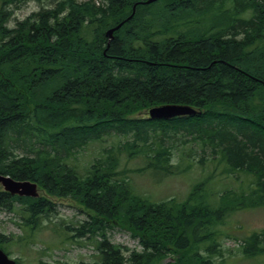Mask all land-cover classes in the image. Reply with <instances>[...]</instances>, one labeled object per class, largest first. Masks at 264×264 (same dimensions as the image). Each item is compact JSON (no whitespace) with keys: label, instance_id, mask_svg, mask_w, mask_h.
Wrapping results in <instances>:
<instances>
[{"label":"trees","instance_id":"16d2710c","mask_svg":"<svg viewBox=\"0 0 264 264\" xmlns=\"http://www.w3.org/2000/svg\"><path fill=\"white\" fill-rule=\"evenodd\" d=\"M26 1L0 0V174L42 195L0 188L5 210L28 235L55 213L51 197L80 205L87 219L72 236L96 241L91 264H213V228L264 206V0H32L38 10L9 27L8 6ZM165 104L198 113L133 116ZM178 142L189 146L173 164ZM82 154L91 157L80 167ZM123 154L140 163L130 173L161 179L195 158L211 165L184 200L154 202L119 168ZM220 176L240 186L209 203L203 186ZM115 227L141 249L113 244ZM9 241L0 234L2 249ZM243 248L264 255V229Z\"/></svg>","mask_w":264,"mask_h":264},{"label":"rangeland","instance_id":"374dc122","mask_svg":"<svg viewBox=\"0 0 264 264\" xmlns=\"http://www.w3.org/2000/svg\"><path fill=\"white\" fill-rule=\"evenodd\" d=\"M38 7L39 4L32 0L24 2L19 8L10 4L8 11L12 14L7 20L8 26L14 27L18 21L37 11ZM208 21L210 20L208 19ZM144 114L142 111L133 116L142 117ZM109 144H111V140ZM188 146L183 147L179 142L175 145L172 152L173 164L179 162L180 152H185V148ZM91 151L93 152V148ZM90 157L89 154H82L78 159L79 166H84ZM119 157V168L126 169L135 191L154 202L173 198L178 201L184 200L192 185L204 181L206 169L211 165L208 163L201 166L198 158H195L186 173L169 175L161 179L160 174L154 175L149 171L142 174L130 173L129 169L138 167L139 161L130 160L125 154ZM188 164L189 162L185 161L183 167ZM240 183V180L236 181L232 177H215L214 180H209L204 184L202 193L209 203L215 202L217 194L233 189L235 186L238 187ZM51 200L56 205L55 213L44 220L40 228L31 232L27 231L28 235L20 227L18 217L13 212L5 210L3 200H0V234L13 241L4 245L5 251L10 258L15 259L16 264H91L95 260L96 241L90 237L75 239L72 236L75 234L72 228L87 219V212L69 199L51 197ZM53 225L58 226L57 232L53 231ZM214 229L217 230L216 241L218 240V243L216 250L211 254L213 264H264V255L246 257L243 253L246 238L252 233H259L264 229V206L237 210L219 222ZM108 239L115 245H121L131 250L141 249L139 240L119 227L108 231Z\"/></svg>","mask_w":264,"mask_h":264},{"label":"water","instance_id":"95a60500","mask_svg":"<svg viewBox=\"0 0 264 264\" xmlns=\"http://www.w3.org/2000/svg\"><path fill=\"white\" fill-rule=\"evenodd\" d=\"M156 0H146L143 4H149L155 2ZM133 7V11H134ZM121 24L110 28L106 31L105 35L108 39L107 45L113 38V32L119 28ZM197 112L190 106L185 105H163L151 108L148 111L150 118L168 120L177 116H187L195 115ZM0 185L3 187L4 191L8 192L10 195H18L24 197H37L36 184L30 183L29 181H15L8 176L0 175ZM0 264H14V261L9 259L8 256L0 249Z\"/></svg>","mask_w":264,"mask_h":264},{"label":"bare ground","instance_id":"6f19581e","mask_svg":"<svg viewBox=\"0 0 264 264\" xmlns=\"http://www.w3.org/2000/svg\"><path fill=\"white\" fill-rule=\"evenodd\" d=\"M157 1V0H156ZM155 1V2H156ZM10 2V1H9ZM217 2V1H216ZM221 2H222V0H221ZM139 3V2H138ZM152 3H154V2H152ZM58 4V3H57ZM140 5H141V3H139ZM149 4H151V3H149ZM144 5H146V4H144ZM139 10V9H138ZM133 12V11H132ZM189 12V11H188ZM143 13V12H142ZM190 13V12H189ZM29 18V17H28ZM183 18V17H182ZM222 22V21H221ZM1 23V22H0ZM259 24V23H258ZM111 28V27H110ZM193 28V27H192ZM197 28V27H196ZM195 28V29H196ZM199 30V29H198ZM208 30V29H207ZM160 32V31H159ZM191 32V31H190ZM195 32V31H194ZM196 33V32H195ZM203 33V32H202ZM215 33H218V32H215ZM184 34V33H183ZM249 34V33H248ZM193 36V35H192ZM196 37V36H195ZM199 37V36H198ZM18 38V37H17ZM178 40V39H177ZM192 40H194V39H192ZM217 40H219V39H217ZM223 42V41H222ZM224 43V42H223ZM241 50V49H240ZM264 56V55H263ZM259 57V56H258ZM264 59V58H263ZM83 60V59H82ZM229 62V61H228ZM236 63V62H235ZM217 67V66H216ZM260 67V66H259ZM241 68V67H240ZM148 69V68H147ZM208 71V70H207ZM245 71V70H244ZM222 74V73H221ZM253 77V76H252ZM54 87V86H53ZM33 96V95H32ZM59 97V96H58ZM216 98V97H215ZM36 101V100H35ZM185 106H188V105H185ZM238 107V106H237ZM192 108V107H191ZM194 109V108H193ZM235 109V108H234ZM240 110V109H239ZM242 110V109H241ZM224 111V110H223ZM197 113H198V111H196ZM225 112V111H224ZM244 112V111H243ZM18 113V112H17ZM220 114V113H219ZM237 114V113H236ZM239 114V113H238ZM23 115V114H22ZM196 115V114H195ZM51 124V123H50ZM52 124H54V123H52ZM58 124V123H57ZM54 127V126H53ZM223 132V131H222ZM53 134V133H52ZM199 136V135H198ZM31 141H33V140H31ZM262 155V154H261ZM264 155V154H263ZM17 156V155H16ZM35 159H37V158H35ZM254 167V166H253ZM256 167V166H255ZM257 173V172H256ZM261 183V182H260ZM259 183V184H260ZM253 191H255V190H253ZM257 195V194H256ZM110 227V226H109ZM107 230V229H106ZM106 234V233H105ZM170 235V234H169ZM156 241V240H155Z\"/></svg>","mask_w":264,"mask_h":264}]
</instances>
